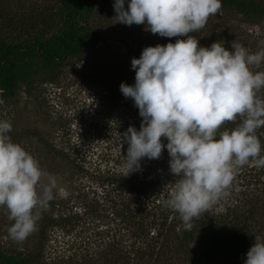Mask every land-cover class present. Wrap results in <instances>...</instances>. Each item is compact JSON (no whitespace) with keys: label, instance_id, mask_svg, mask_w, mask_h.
Masks as SVG:
<instances>
[{"label":"rangeland","instance_id":"rangeland-1","mask_svg":"<svg viewBox=\"0 0 264 264\" xmlns=\"http://www.w3.org/2000/svg\"><path fill=\"white\" fill-rule=\"evenodd\" d=\"M59 1L0 0V40L59 34ZM113 3L103 0L95 6L90 24L100 42L88 58L70 61L53 80L44 78L43 65L35 63L14 89L0 85V119L11 122V140L33 155L45 172L57 175L64 189L41 211L35 231L23 242L9 237L12 221L0 206V248L21 258L38 256V264H192L190 254L201 252V238L182 245L178 215L166 210L172 216H161L168 195L164 188L177 179L169 172L166 149L159 159L141 161L142 170L134 173L144 197L126 210L135 191L118 182L128 147L123 133L129 126L139 130L142 118L111 92L116 84L105 70L125 73L129 67L135 75L133 52L166 45L170 38L151 34L143 24L116 23ZM242 28L254 36L255 49L264 48V28ZM239 174L236 171L229 194L196 220L210 221L212 212L225 214L231 205L242 214L248 200L259 198L264 204L262 186L246 191L245 176ZM225 224L213 226L223 231ZM245 259L220 255L210 264H244Z\"/></svg>","mask_w":264,"mask_h":264},{"label":"clouds","instance_id":"clouds-1","mask_svg":"<svg viewBox=\"0 0 264 264\" xmlns=\"http://www.w3.org/2000/svg\"><path fill=\"white\" fill-rule=\"evenodd\" d=\"M222 0H114L116 23L145 25V30L175 43L145 47L132 58L134 84L122 82L142 118L140 128L123 133L124 177L140 171L141 161L159 159L166 149L169 172L164 206L177 213L185 231L229 192L238 168L264 167L256 132L264 127V48L251 53L236 40L225 47L219 40L199 45L189 35L217 15ZM255 66L257 71H253ZM239 123L220 131L225 122ZM12 124L0 119V206L12 221L9 237L23 242L35 231L42 210L63 194L57 175L8 135ZM163 138V139H162ZM167 141L165 143L164 141ZM246 253L244 264H264V236Z\"/></svg>","mask_w":264,"mask_h":264},{"label":"trees","instance_id":"trees-1","mask_svg":"<svg viewBox=\"0 0 264 264\" xmlns=\"http://www.w3.org/2000/svg\"><path fill=\"white\" fill-rule=\"evenodd\" d=\"M101 1L103 0H60L61 31L52 37L47 38L41 33L35 34L32 38H14L9 42L0 40V85L4 89H14L19 82L24 81L26 69L35 63L43 65L44 78L53 80L58 77L70 61L88 58L100 42V37L92 30L90 17L96 9L95 6ZM242 25L264 28V4L254 0H222L219 13L210 16L205 27L199 32H193L189 35L195 37L200 46L208 47L219 40L225 47H230L231 41L236 40L251 53L257 52L258 49H255V44L251 41L254 36H250L242 28ZM182 38L184 37H173L172 40L170 38V42L175 43L176 39ZM168 39L165 38L166 41H169ZM140 54L133 52L136 58H139ZM252 70L257 71L259 69L253 66ZM105 72L112 85L113 83L116 84L110 89L111 92H114L116 97H122L126 100L131 110L138 114V109L134 106L133 101L130 98L126 99L119 90L122 82L129 85L134 84L135 75L130 71V68L127 67L125 73H115L114 70L111 71L108 68ZM260 95L264 97V89L261 90ZM238 123L239 120L225 122L220 131L231 130ZM256 135L261 143V155H264V127L258 129ZM164 142L167 143L166 140ZM72 164L75 168L80 169V165L75 161ZM237 172L240 173V177L245 176L243 178L247 183L246 191L249 190L250 192L253 191V188L262 186L261 192L264 193V167L257 168L248 164L238 168ZM139 180L135 173L126 177L120 175L118 179V182L127 190L135 191V195L126 201L127 212H130V204L139 202L140 199L142 202L144 197L140 193L142 188L139 186L141 183ZM243 196L247 197L246 194ZM258 199L246 201L250 204L242 214H239V207L231 205L225 214H213L212 212L210 221L207 219L200 222L193 218L190 231H185L183 224H181L179 234L182 245L188 246L195 236L202 240V250L198 256L194 257L190 254L191 263L210 264L216 256L220 255L246 256L247 251L255 242L254 235L264 236V204ZM159 206L161 207V204ZM163 209L165 213L161 216L167 220L172 215L166 214V210L170 211L169 209L166 207ZM175 215L178 214H173L174 217ZM223 221L226 223L222 228L223 231H217L216 226L213 225L219 224L218 227L221 228L220 222ZM39 261L38 256L21 258L0 248V264H38Z\"/></svg>","mask_w":264,"mask_h":264}]
</instances>
